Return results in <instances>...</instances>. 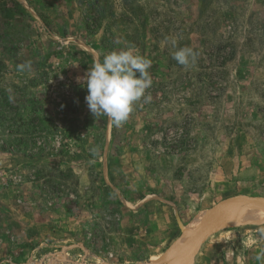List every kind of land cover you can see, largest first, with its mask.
<instances>
[{
    "label": "rangeland",
    "instance_id": "obj_1",
    "mask_svg": "<svg viewBox=\"0 0 264 264\" xmlns=\"http://www.w3.org/2000/svg\"><path fill=\"white\" fill-rule=\"evenodd\" d=\"M130 45L152 60V100L114 126L85 76ZM2 92L44 122L22 138L39 149L0 151V261L264 264V222L190 230L264 201V0H0Z\"/></svg>",
    "mask_w": 264,
    "mask_h": 264
},
{
    "label": "clouds",
    "instance_id": "obj_2",
    "mask_svg": "<svg viewBox=\"0 0 264 264\" xmlns=\"http://www.w3.org/2000/svg\"><path fill=\"white\" fill-rule=\"evenodd\" d=\"M166 39L177 49L172 53L177 64L189 68L195 63L198 54L191 47L178 48L175 39ZM152 66V60L131 45L105 54L102 62H94L85 76L88 92L85 101L93 116H107L110 123L120 126L138 102L150 103L152 97L145 93L153 83ZM0 264H11V261H0Z\"/></svg>",
    "mask_w": 264,
    "mask_h": 264
},
{
    "label": "trees",
    "instance_id": "obj_3",
    "mask_svg": "<svg viewBox=\"0 0 264 264\" xmlns=\"http://www.w3.org/2000/svg\"><path fill=\"white\" fill-rule=\"evenodd\" d=\"M15 100V101H12ZM10 99L8 94L5 92L1 93L0 96V138L6 136L9 138L8 141H0V151L12 152V153H25L29 150L39 149L35 144V139L32 138V142L25 141L22 139L26 135L32 136L36 133V127H42L44 118L35 115L36 112H41L39 106L35 105L33 102H28L30 106H27L25 101H17L16 99ZM18 103H17V102ZM73 105H63L62 108H72ZM26 109L32 115H28L30 121L23 120V112ZM29 129H32L29 131ZM31 142V145L29 143ZM24 146V147H22Z\"/></svg>",
    "mask_w": 264,
    "mask_h": 264
},
{
    "label": "bare ground",
    "instance_id": "obj_4",
    "mask_svg": "<svg viewBox=\"0 0 264 264\" xmlns=\"http://www.w3.org/2000/svg\"><path fill=\"white\" fill-rule=\"evenodd\" d=\"M235 204L236 203H230V204L227 205V207L228 206L235 205ZM255 207H257V208H255ZM258 208L261 209V210H259ZM214 214H213V216H214ZM212 219H213V217L210 220V218L208 217L207 214L201 213V214L197 215L195 217V219L192 221V223L190 225V230L191 231H194L195 233H199L201 231V229H203V228L205 229L206 228L205 226L208 227L210 225V223L212 222ZM262 222H264V208L263 207H260V206H257V205L256 206L250 205V206H247V207H243V209L241 208V210H238L237 212H235L232 215H230L228 217V219L223 222L222 225H224V226H236V225H242V224H256V223H262ZM201 233L199 234L198 238L200 237ZM197 235L198 234H196L195 238H193V241H192L190 247H192V245L195 244V241L194 240H196ZM186 245L181 244V254L179 253L180 255H177V256L175 255L176 256L174 258L175 260L181 259L182 254L184 253L183 252L184 249L186 251ZM178 248H177V250H178ZM187 256L188 255L185 254V259L183 261L184 264L186 262H188V257Z\"/></svg>",
    "mask_w": 264,
    "mask_h": 264
},
{
    "label": "water",
    "instance_id": "obj_5",
    "mask_svg": "<svg viewBox=\"0 0 264 264\" xmlns=\"http://www.w3.org/2000/svg\"><path fill=\"white\" fill-rule=\"evenodd\" d=\"M234 203H236V204L232 205V206L225 207L224 209L219 211L218 214H216V216L212 219V222L210 223V225L205 228V230H206L205 235L211 233L212 230L216 229L219 225L223 224V222L225 220H227L230 215L237 212L238 210H240L242 207H244L246 205L251 204V205H255V206L257 205V206L264 208V205H263L264 201H259V200L242 199L240 201H235ZM203 236H202V238H203ZM200 243H201V240L195 242V245H193L194 247L192 248V250H190V254L196 250V248L198 247V245ZM189 263H190V256L188 258L187 264H189Z\"/></svg>",
    "mask_w": 264,
    "mask_h": 264
}]
</instances>
